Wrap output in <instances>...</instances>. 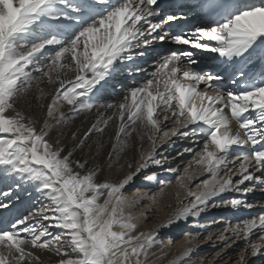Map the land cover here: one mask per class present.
Listing matches in <instances>:
<instances>
[{
	"label": "snow or ice",
	"instance_id": "1",
	"mask_svg": "<svg viewBox=\"0 0 264 264\" xmlns=\"http://www.w3.org/2000/svg\"><path fill=\"white\" fill-rule=\"evenodd\" d=\"M170 3L179 6L0 0V183L12 181L0 188V264H150L158 232L138 231L129 210L139 197L130 200L125 189L142 173L158 180L148 170L164 168V153L177 140L187 142L177 155L191 158L182 172L164 170L179 172L189 202L181 201L166 226L218 206H258L216 198L246 195V182L264 184V0ZM165 44L173 47L157 50ZM120 74L132 79L122 98L99 103L100 90ZM45 84L49 102L40 121L18 103L30 105L36 92L43 99ZM82 113L93 116L90 126L68 130ZM110 123L105 163L113 171L101 181L103 167H89L88 157L103 149L92 139ZM134 140L137 155L121 163ZM245 146L251 151H241ZM194 165L198 171H190ZM204 174L192 191L188 182ZM21 192L35 193L34 206L13 213ZM259 207L258 216L228 230L248 241L239 264L264 260ZM257 232L261 242L249 240ZM186 235L188 244L197 238Z\"/></svg>",
	"mask_w": 264,
	"mask_h": 264
},
{
	"label": "rangeland",
	"instance_id": "2",
	"mask_svg": "<svg viewBox=\"0 0 264 264\" xmlns=\"http://www.w3.org/2000/svg\"><path fill=\"white\" fill-rule=\"evenodd\" d=\"M136 79L137 80L141 79V76L136 77ZM130 81H132L131 78L129 77L125 78V85L123 89L119 87V83H112L111 84L112 87L109 88L108 91L106 89L108 95L107 93L98 94V102L101 103L103 100L107 103L112 100L121 99L123 93L125 92V88L131 84L129 83ZM182 150H179L177 152H180ZM177 152H175L174 155L175 157H177V160L174 161L172 166H170L169 168L172 169L179 168L180 172H182L184 166L188 164L192 154L188 152H184L183 155L181 156V155H177ZM153 167H150L148 171L156 172L159 177L158 180H153L151 182L145 181L143 178L144 174L142 173L140 176H138L135 179L133 183H131L125 189V195L130 200L139 197L137 204L129 210L133 215V217H135L136 223L140 218L139 214L142 213L141 209L146 208L144 210L143 216L147 218L146 219L142 218L143 220L142 225L139 222L137 223L138 231L147 232L157 229V227H159L161 223L158 226H156V221L158 219L160 220L161 215L168 217L175 212V210L181 205V201L184 199L182 192H184L186 197V191L183 188H180L177 183V176L179 175V172L171 171V173L168 176H165L166 177L165 178L162 177V175L164 174L160 175V171L158 170V167L155 166ZM164 169L166 168H163L161 170L166 171ZM190 171H198V170L194 165L193 169H191ZM206 178H207V174L200 175L198 176V178H194L192 181L188 182L189 187L191 188L192 191H197L196 185L199 184L201 180ZM256 190H260V187L256 186L255 191ZM231 198H239V197H234L229 195L227 196L226 200H229ZM187 202H189V200ZM17 204H20L21 208L22 207L26 208L29 206V201L26 198L21 197L20 201L17 202ZM220 209L221 207L218 206L211 209L209 213L207 210L206 212H204V214L201 216V218L198 221H193L192 219L188 220L185 222V224L182 223L177 231H173V228L171 227L168 228L164 233L159 232L156 237V242L151 250V253L154 254L153 252L157 253V251L159 253L161 252L170 253L171 255L174 254L173 252L184 253L185 248L187 247V245H189L187 243V241L189 240L188 239L189 236L186 234L188 233L193 234L194 231L192 228H188L187 225L189 224H192L194 226L203 225L206 228L205 233L195 239V241L197 242L192 248V252L189 255L188 259L186 260L187 261L186 264H239V258L244 253V250L248 247V241L244 240L243 237L237 238L233 236L230 231L226 230V224L223 223L225 219L219 217ZM148 210H151L150 211L152 214L151 218H149L150 214L147 213ZM253 213L255 214V216H258V214H260L261 212L260 210L255 209L253 210ZM218 221H221V223H218ZM230 222L231 224L228 226L233 225V221ZM210 233H213V235H211L212 239L206 241L205 239L206 237L209 236ZM186 239L188 240L186 241ZM215 240H218L219 242L215 244ZM249 240L253 242H261L259 240V234H255L251 236ZM204 244H209L213 246L204 248ZM221 249H225V250L219 252L221 251ZM217 253H220V255H217ZM249 264H264V260L253 258L252 260L249 261Z\"/></svg>",
	"mask_w": 264,
	"mask_h": 264
},
{
	"label": "bare ground",
	"instance_id": "3",
	"mask_svg": "<svg viewBox=\"0 0 264 264\" xmlns=\"http://www.w3.org/2000/svg\"><path fill=\"white\" fill-rule=\"evenodd\" d=\"M162 1L163 0H161V2ZM204 59H205V61L206 60L210 61V57L207 56V55H205ZM126 77H128L126 74L117 75L108 84H106L104 86V88H102L100 90L99 93H105V94L107 93V95H108V92H106V89L108 91L109 88L112 87L111 86L112 83H119V87H121V89H123L124 85H125V78ZM141 78H142V75H141ZM129 83H132V81H130ZM42 87L45 90V97L43 99L40 98V93L36 92L35 93V98H31V97L29 98L31 100L30 105L29 104H25L23 101H20L18 103V108L26 111V113L28 115H31L33 118H36V119H38L40 121H42L43 116H44V111L42 110L41 105L42 104H47L49 102V99L47 97V92L50 90V86H48L46 84L42 85ZM101 103H106V102L102 100ZM94 112H95V109L93 110V113ZM91 122H93V116L90 115V114L82 113V114H80L78 116H74L72 118V120L69 121L68 130H77V131L82 133L87 127L90 126ZM235 127L236 126L233 125V128H235ZM114 133H115V127H114L113 124L110 123L109 126L107 127L106 131L103 133L102 137L93 136V139H92V142H96L98 139L102 140L103 144H104L103 149L98 154H94L92 157H88L92 161V163L89 165V167H91L93 165L99 166V167H103L104 171L100 175V180L101 181H103L105 177L110 176L112 171H113V170L107 168L105 162H106V153L111 150V148H110V137H112L114 135ZM65 142L70 145V141L66 140ZM186 143H187L186 141L177 140L176 143L169 149V151L164 153V155L166 157H168V159L162 161L164 168L167 169L170 166H172L173 162L177 160V157L174 156L175 152H177L179 150H182V147L184 145H186ZM147 147H148V144H147V142H145L144 143V148L146 149ZM139 148H140L139 141H135L134 140V142L131 145L129 151L122 158L121 163H124L125 160H131L134 156H136L138 151H139ZM115 170L118 171L119 169L117 168ZM158 170L160 171V175L164 174V175H162V177L168 176L171 173L170 171H163L159 167H158ZM128 171H129V169L124 168L123 171L121 172V175L126 174ZM174 172H176V171H174ZM165 174H167V175H165ZM11 183H12V181L5 180L3 183H0V188H6V187L10 186ZM256 186L261 187V190H256L255 191ZM242 187H248L251 190L246 195H243V194L237 193V192H227V193H224L222 195V197L216 198L217 201L226 200L227 196L231 195V196H234V197H239L241 199H245V200H247L248 203H252V204H255V205H258V206L253 208V209H248L246 207L240 206V207L236 208L235 210H233V208H231L230 206H228V207L220 206L221 209L219 211L220 212L219 213V217H221L222 219H225V221H223V223L226 224V230H229L230 227L235 226L236 225L235 223L241 222L244 219L255 217V214L253 213V210L258 209L261 212L262 209L259 206L260 205H264V184H260V183L252 184L250 182H246V184L244 186H242ZM173 193H174V191H173ZM182 194L184 196V199L182 201H185L186 203H188L187 202L188 199H185L184 192H182ZM20 196L26 198L29 201V206L26 207V208H23V207L21 208V205L16 203L15 207L12 210L13 213H26L29 209H31L34 206L33 202L35 200V193H33L32 197H29L26 192H21ZM181 206L182 205H180L179 207H181ZM145 209L146 208L141 209L142 213L139 214L140 218L138 219V222L141 225L143 224L142 218L143 219L147 218V217L143 216V213H144ZM211 209H213V208H211ZM211 209L208 210V213L211 211ZM150 211L151 210L147 211V213L150 214L149 218L152 217V214H151ZM175 212H176V210H175ZM175 212L173 214H171L170 216H168V217H165V216L161 215L160 220L158 219L156 221V226H158L161 223L159 225V227H157V229H155L158 233L159 232L164 233L168 228H171V227L173 228V231H177L180 228V225L182 223L185 224V222H181L179 224L173 223L170 227L166 226L168 224L170 218H172L174 216ZM5 214H8V213H5ZM203 214L204 213H202L201 216ZM201 216L197 220H193L192 218H189V220L192 219L193 221H198L201 218ZM230 221H233V225L232 226H228V225L231 224ZM218 223H221V221H218ZM187 227L188 228H192L194 230L192 235L196 236L197 238L199 236L203 235L205 233V230H206V228L203 225L194 226L192 224H189V225H187ZM54 231H59V230L58 229H54ZM255 234H259V233L257 232ZM255 234H253V235H255ZM209 235H213V233H210ZM208 237H206V239H205L206 241H209ZM188 239H186V241ZM196 242L197 241L194 240L193 243L187 245L186 248H189V247L193 248ZM218 242H219L218 240H215V244L218 243ZM211 246H213V245L204 244V248H208V247H211ZM222 250L224 251L225 249H221V251H219V252H222ZM153 253L154 254H151V256H150V264H186L187 263L186 260L189 257V256H187V257H184L183 259H178V258L183 256V253H178V252H173L174 253L173 255H171L170 253H162V252L159 253L158 251H157V253L156 252H153ZM44 258L47 259L48 258L47 255H45ZM54 259H55V257H53V261H54Z\"/></svg>",
	"mask_w": 264,
	"mask_h": 264
}]
</instances>
